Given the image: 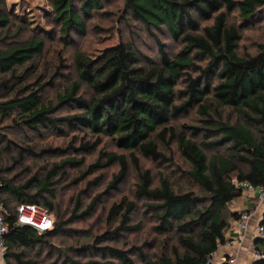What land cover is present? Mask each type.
<instances>
[{
  "label": "trees",
  "instance_id": "1",
  "mask_svg": "<svg viewBox=\"0 0 264 264\" xmlns=\"http://www.w3.org/2000/svg\"><path fill=\"white\" fill-rule=\"evenodd\" d=\"M49 1L65 39L73 32L85 34L96 12L110 13L104 10L106 0ZM263 10L264 0H123L124 20L130 18L150 33H168L180 49L170 55L157 37L158 60L131 41H120L95 56L77 51L75 75L55 95L56 102L43 97L45 88L55 85L54 75L46 82L39 76L28 83L30 69L45 52L44 38L33 35L0 48V129L10 120L14 127L34 132L77 129L96 136L94 145L110 137L129 156L106 154L107 161L91 165L88 172L118 162L119 171L109 184L116 189L132 161L138 175L136 198L145 201V213L157 221L152 228L155 236L140 245L126 250L97 247L142 226L132 223L135 201L122 198L109 211L110 218L120 217L119 225L80 246L82 251L95 250L100 258L80 262L67 257L62 264H205L226 242L227 230L240 217L231 207L244 193L237 184L247 181L264 193V43L254 53L239 51L241 27L259 21ZM13 28L21 31L23 21L0 0V34L6 32L8 38ZM65 105L77 111L56 115ZM194 109L199 126L174 124ZM12 143L0 130V145L9 150ZM173 146L188 164L189 183L176 184L160 172L155 184L138 155L165 165L173 161L167 154ZM25 153H19L18 162ZM84 162L74 157L53 162L45 175L37 173L18 183L3 176L7 161L0 150L6 264H40L30 252L95 210L99 197L77 215L81 206L77 199L72 216L62 220L53 202L62 168ZM23 203L45 209L54 218L53 228L39 233L18 226V206ZM260 225L264 228V215ZM256 249L264 253V237L256 241ZM253 264H264V259Z\"/></svg>",
  "mask_w": 264,
  "mask_h": 264
},
{
  "label": "rangeland",
  "instance_id": "2",
  "mask_svg": "<svg viewBox=\"0 0 264 264\" xmlns=\"http://www.w3.org/2000/svg\"><path fill=\"white\" fill-rule=\"evenodd\" d=\"M4 1L5 9L23 21V28L19 32H17V28H13L8 38L6 32L0 34V48L12 43L17 44V41L27 39L33 35L45 39V52L42 57L37 58L36 65L28 73V83L36 81L39 76H44L41 82H46L54 75L55 85L45 88L44 99H53L56 102L55 95L62 91L64 84L69 79L74 77V55L77 51L95 56L120 41H131L139 47L143 54L153 60H158L157 37L164 43L170 55L180 49V45L168 33L162 34L156 30L150 33L130 18L124 20V15L120 14L123 11V0H106L104 10L110 13L96 12L94 17L88 21L86 33L73 32L71 39H65L61 33L59 25L54 20L55 13L49 0ZM258 17H260L259 21L241 27V40L239 41V51L241 53L245 51L254 53L258 44L264 43V10L260 12ZM62 65H65V67ZM15 82L17 81H12L11 84ZM75 111L77 110L65 105L58 110L56 115H66ZM228 114L226 112V115ZM229 115L234 118L233 114ZM174 124L199 126L200 121L194 109L188 115L180 117ZM0 130L13 142L9 150L0 145L2 156L7 161V169L3 176L15 178L18 183L28 180L37 173L45 175L53 162H60L73 157L77 160L84 159V164L79 167L66 164L57 177L56 196L53 202L59 209L62 220H67L72 216L73 211L76 209L77 199H79L81 205L77 210V215H80L96 197H99L93 212L66 226L65 232L57 233L48 239L47 245L40 250L35 248L30 252L31 257L38 260L40 264H62L67 257L80 262L99 259L100 256L95 250L82 251L80 246L86 243H94L99 236L119 225L120 217L110 218L109 211L112 204L119 202L122 198L135 201L137 207L132 217V223L133 225L142 226L135 231L124 232L116 240L112 239L96 246L110 245L126 250L134 245L149 241L150 238L155 236L152 228L153 225L157 224V221L151 215L145 213V201L137 199L135 195L138 175L131 160L128 175L116 189L109 188V184L113 175L119 171L120 165L118 162H114L105 169L92 173L88 172L91 165L98 162L105 163L107 161L106 154L129 156V152L121 149L113 139L102 137L101 142L94 145L97 141L96 136L77 129L66 130L65 132L51 129L34 132L22 129L20 126L14 127V123L10 120L5 121ZM84 145H89V147L84 148ZM50 148L52 150H49ZM26 150H33L34 154L25 153ZM23 152L25 153L24 160L18 162L21 160L19 153ZM167 154L172 156L173 161L165 165H160L141 155L138 156L141 166L152 171L155 184L159 181V173L163 172L174 183L188 185L189 182L185 176L188 164L181 153L176 146H173L170 151H167ZM240 198L231 205L234 211L239 212V208L242 207V199ZM257 204L258 209L256 211L258 210L259 214L263 213L264 198L257 200ZM257 225L258 222L256 228ZM250 245L251 241H249L248 246ZM134 257L137 259V256ZM106 261L114 260L106 258ZM137 263L141 264V262Z\"/></svg>",
  "mask_w": 264,
  "mask_h": 264
},
{
  "label": "built area",
  "instance_id": "3",
  "mask_svg": "<svg viewBox=\"0 0 264 264\" xmlns=\"http://www.w3.org/2000/svg\"><path fill=\"white\" fill-rule=\"evenodd\" d=\"M239 187L244 189V192L252 193L256 200H262L264 198V193L262 188L258 191L247 181L240 182L237 184ZM256 193H259L256 196ZM6 212L5 205L0 203V256L4 258L6 253V247L3 241V235L7 230V225L5 223L4 214ZM240 217L236 223L237 235L233 238L228 239L224 244L228 245L233 250L227 252L215 261L214 254L211 255L209 260L205 264H238V255L245 248V243L249 236L250 222L253 217V212L250 209L245 208L239 211ZM18 226H29L39 233L51 230L54 226V218L41 206L37 204H27L23 203L18 206ZM264 237V228L258 222L257 229L255 231V238L259 239ZM252 262L264 259V253L258 251L256 248L250 251Z\"/></svg>",
  "mask_w": 264,
  "mask_h": 264
},
{
  "label": "crops",
  "instance_id": "4",
  "mask_svg": "<svg viewBox=\"0 0 264 264\" xmlns=\"http://www.w3.org/2000/svg\"><path fill=\"white\" fill-rule=\"evenodd\" d=\"M258 195H259V193H256V196H258ZM240 199H242V201H241L242 207L244 209L245 208L250 209L253 212V217H252L251 222H250V230H249L250 233H249L248 239L245 243V248L242 249V251L238 255V264H253L252 258L250 255V251L254 250L256 248V241L258 240L257 238H255V231L257 229L256 223L261 221V218L263 217L264 212L259 214L258 210L256 211V209H258L257 208L258 204H257V200H256L255 196L252 193L244 192L243 196ZM236 200H234V201H236ZM242 207H240L238 211H241V209L244 210ZM236 235H237L236 223L233 222L231 224L230 228L228 229V232L225 235L226 241L230 238L235 237ZM249 241H251L250 246H248ZM231 250H233V249L226 244L219 247L218 250L216 251V253L214 254L215 261L219 260V258L221 256H223L224 254H226L227 252H229V251L231 252ZM0 264H6L5 259L2 256H0Z\"/></svg>",
  "mask_w": 264,
  "mask_h": 264
}]
</instances>
